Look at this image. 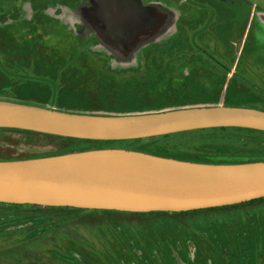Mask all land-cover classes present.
<instances>
[{"label": "rangeland", "instance_id": "obj_1", "mask_svg": "<svg viewBox=\"0 0 264 264\" xmlns=\"http://www.w3.org/2000/svg\"><path fill=\"white\" fill-rule=\"evenodd\" d=\"M89 1L0 0V62L5 53L11 60L16 58L12 50L32 47L41 53L56 47L57 40L41 26L42 19L54 17L78 36L82 54L89 53L100 63L106 79L90 90L88 78L74 66L66 71L70 76L62 80L65 91L55 98V106H80L100 114L226 103L264 110V0H145L161 4L171 18L159 36L129 57L106 47L91 32L80 12V6ZM222 65L233 71L226 76L228 70ZM211 73H218L219 78H212ZM5 79L0 71L2 99L51 102L49 86L31 81L13 84ZM63 136L0 129V160L102 148L148 153L152 152L147 149H153L167 157L198 162H204L202 154L214 148L264 160V132L260 131L193 132L143 141ZM26 216L19 221L1 217L0 252L4 256L0 264H17L14 257L21 254L27 255L26 264H264V199L212 212L210 223L194 228L172 223L146 233L133 227L132 216L127 218L132 220L133 232L113 226L100 231L91 225L94 232L83 217L59 226L60 213ZM114 218L117 223L122 216Z\"/></svg>", "mask_w": 264, "mask_h": 264}, {"label": "water", "instance_id": "obj_2", "mask_svg": "<svg viewBox=\"0 0 264 264\" xmlns=\"http://www.w3.org/2000/svg\"><path fill=\"white\" fill-rule=\"evenodd\" d=\"M87 24L129 57L169 13L143 0H90ZM264 130V110L198 105L123 114L72 112L0 98V127L87 139H135L212 128ZM264 197V160L210 163L123 148L0 160V202L114 209L188 211Z\"/></svg>", "mask_w": 264, "mask_h": 264}, {"label": "trees", "instance_id": "obj_3", "mask_svg": "<svg viewBox=\"0 0 264 264\" xmlns=\"http://www.w3.org/2000/svg\"><path fill=\"white\" fill-rule=\"evenodd\" d=\"M42 13V11L40 12ZM52 17V16H51ZM42 27L44 31L48 33L52 39H56V47L52 48L51 51H42L39 53V50L31 48H20L17 50H12V54L16 56L13 60L8 57L5 53L3 60L0 62V71L5 76L6 82L13 83H21V81L26 82H38L43 85L49 86L52 90L51 97L49 98L51 102H44L38 99H20L16 98L13 100L24 101L27 103H39L44 106L55 107L58 109H63L72 112H89L94 113V111L86 110L80 106L69 107L67 105H58L55 106L53 101L55 98H58L63 91L64 84L62 85V80L67 76H70L66 73L67 70L70 71L74 66L80 67L83 73L88 78L87 80V88L93 90L99 83L105 82L104 71L100 67V63L93 60L88 54H82V50L80 45L82 44L78 42V38L69 30H67L59 19L52 17L50 21L47 19L41 20ZM8 50V49H7ZM9 50H11L9 48ZM48 54V55H45ZM64 59V62H62ZM66 74V75H65ZM72 74V73H71ZM84 75V76H85ZM32 77H41L44 78L45 81H36L30 79ZM8 85V84H7ZM135 85V84H134ZM10 88V85H8ZM163 89V88H162ZM65 91V90H64ZM63 91V92H64ZM161 92V91H160ZM114 93V92H113ZM225 105H234L228 104ZM189 105H182L177 107H186ZM164 108H150V109H141V110H130V111H119L116 114L123 113H136V112H148V111H160ZM0 129H20L26 131H32L35 133L48 134L53 136H59L56 134H50L40 131H34L29 129H21V128H11V127H0ZM226 131V130H243V131H260L264 132V130L254 129V128H246V127H212V128H203V129H195L188 130L176 133H170L155 137H147V138H135L134 140H145V139H154L158 137H167L174 134H187L193 132H205V131ZM65 137V136H63ZM89 140V139H88ZM132 140V139H128ZM147 151L156 153L159 155H165L162 152L154 151L153 149H147ZM168 156V155H165ZM179 158L185 159V157L178 156ZM202 160L204 162L210 163H238V162H252L257 161L255 156H246L245 154H227L218 152L217 149L212 150L210 153L202 154ZM264 199V197L253 199L250 201H245L242 203L210 207V208H202V209H194L188 211H148V212H134V211H121L114 209H92V208H83V207H74V206H53V205H40V204H30V203H7L0 202V219L1 217H17L18 221L23 220L25 218H29L26 215H33L32 217L38 215H46L47 213H60V221L58 223L59 226H63L70 221L80 220L81 217L85 218L87 221L86 224L89 228L93 229L95 232L96 229L100 231L109 230L112 228H120L123 231L133 232V227L137 226L138 232L145 231L149 229H155L156 227L168 228L172 223L179 224L182 226L194 228V226L201 225L202 223H207L209 220L212 221L213 216L212 212H223L225 210H231L235 208H240L252 203H256L260 200ZM85 215V216H84ZM98 216L94 220H90L91 216ZM122 216L120 221L114 223L116 220L114 217ZM134 217L136 223L132 227V220H128L127 217ZM187 216H191L192 220H186ZM128 220V221H126ZM127 222V223H126ZM210 223V222H208ZM94 225L95 227H91ZM160 227V228H161ZM159 229V228H158ZM155 231V230H154ZM0 256H4L3 252H0ZM28 257L26 254L16 255L14 257V261L17 264H26L28 262Z\"/></svg>", "mask_w": 264, "mask_h": 264}, {"label": "crops", "instance_id": "obj_4", "mask_svg": "<svg viewBox=\"0 0 264 264\" xmlns=\"http://www.w3.org/2000/svg\"><path fill=\"white\" fill-rule=\"evenodd\" d=\"M143 3L145 4V5H148V4H151V5H156V6H158L161 10H164V8L161 6V4H159V3H154V2H152V3H150V2H148V1H145V0H143ZM84 5V4H83ZM86 5H88V6H90L91 4H86ZM171 13V12H170ZM170 15H169V17H168V19L166 20V22L161 26V28L159 29V31H157V32H155L154 34H152L149 38H147L143 43H141L137 48H136V50H134V52L133 53H135V52H137L138 50H140L141 48H143L144 47V45H146V44H148V43H150V42H152L157 36H159L163 31V29H164V27L166 26V24L169 22V20H170ZM59 19V18H58ZM60 20V19H59ZM60 22L64 25V23H63V20H60ZM87 24V23H86ZM87 26L90 28V30H91V32L97 37V39L100 41V42H102L106 47H109L107 44H105L101 39H99V37H98V35H97V33H96V31H94L92 28H91V26L89 25V24H87ZM162 31V32H161ZM161 32V33H160ZM74 34V33H73ZM75 35V34H74ZM77 38H78V36L77 35H75ZM109 48H111V47H109ZM112 49V48H111ZM113 50V49H112ZM113 51H115V52H117L118 54H120L121 56H123L122 54H121V52H120V48L119 49H115V50H113ZM133 53H131V55L133 54ZM17 101V100H16ZM20 102H24V101H20ZM27 103V102H26ZM44 106V105H43ZM49 107V106H48ZM52 108H54V107H52Z\"/></svg>", "mask_w": 264, "mask_h": 264}, {"label": "flooded vegetation", "instance_id": "obj_5", "mask_svg": "<svg viewBox=\"0 0 264 264\" xmlns=\"http://www.w3.org/2000/svg\"><path fill=\"white\" fill-rule=\"evenodd\" d=\"M221 67H222L224 70H226V69L228 70V73L226 74V76H228V75L230 74V72L233 71V67H230L229 69H228V66H226V65H222ZM207 70H209V71L212 72V70H214V69H207ZM216 71H218V69H217ZM211 75H212V76H211L212 78H213V77H214L215 79H216V78H217V79L219 78L218 73H211ZM233 75H234V74H232V76H233Z\"/></svg>", "mask_w": 264, "mask_h": 264}]
</instances>
